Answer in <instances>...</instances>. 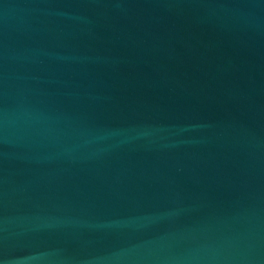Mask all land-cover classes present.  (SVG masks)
Returning <instances> with one entry per match:
<instances>
[{"label": "water", "instance_id": "water-1", "mask_svg": "<svg viewBox=\"0 0 264 264\" xmlns=\"http://www.w3.org/2000/svg\"><path fill=\"white\" fill-rule=\"evenodd\" d=\"M0 264H264V0H0Z\"/></svg>", "mask_w": 264, "mask_h": 264}]
</instances>
